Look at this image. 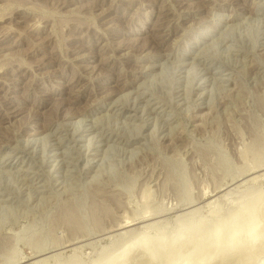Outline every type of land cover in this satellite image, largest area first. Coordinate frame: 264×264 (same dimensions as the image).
<instances>
[{
	"label": "rangeland",
	"instance_id": "obj_1",
	"mask_svg": "<svg viewBox=\"0 0 264 264\" xmlns=\"http://www.w3.org/2000/svg\"><path fill=\"white\" fill-rule=\"evenodd\" d=\"M0 264H264V0H0Z\"/></svg>",
	"mask_w": 264,
	"mask_h": 264
},
{
	"label": "bare ground",
	"instance_id": "obj_2",
	"mask_svg": "<svg viewBox=\"0 0 264 264\" xmlns=\"http://www.w3.org/2000/svg\"><path fill=\"white\" fill-rule=\"evenodd\" d=\"M242 226H243V225H242ZM244 226H245V225H244ZM248 226H250V225H248ZM248 226L246 225V227L249 228V229H246L245 231H243V233H244L243 235H244V236L246 235V236H250V237H251V236H253L252 234H254V233L256 232V231H254V230H256V228L253 230L254 227L252 228L251 226H250V227H248ZM253 226H254V225H253ZM237 228H239V227H237ZM242 228H243V227H242ZM250 228H251V229H250ZM234 230H235V227H234ZM234 230H233V231H234ZM237 230L239 231V229H237ZM241 230H242V229H241ZM231 231H232V230H231ZM253 231H254V232H253ZM241 232H242V231H241ZM235 233H236V232L233 233V237H234V234H235ZM238 233H239V232H238ZM229 234H230V233H229ZM236 235H237V234H236ZM239 235H240V234H239ZM239 235H237V236H239ZM241 235H242V233H241ZM243 235H242V236H243ZM255 235H256V234H255ZM230 236H231V235H230ZM237 236H235V238H237ZM246 236H245V237H246ZM240 237H241V236H240ZM238 238H239V237H238ZM242 238H243V237H242ZM246 238H248V237H246ZM230 239H231V238H230ZM233 239H234V238H233ZM233 239H231V241H233ZM232 244H233V242H232ZM232 244H231V245H232ZM229 246H230V245H229ZM229 248H230V247H229ZM231 248H232V247H231ZM231 248H230V249H231Z\"/></svg>",
	"mask_w": 264,
	"mask_h": 264
}]
</instances>
